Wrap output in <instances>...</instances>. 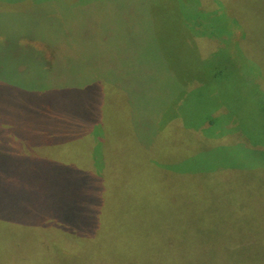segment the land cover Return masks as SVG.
<instances>
[{
  "label": "rangeland",
  "instance_id": "1",
  "mask_svg": "<svg viewBox=\"0 0 264 264\" xmlns=\"http://www.w3.org/2000/svg\"><path fill=\"white\" fill-rule=\"evenodd\" d=\"M0 143V264H264V0H0Z\"/></svg>",
  "mask_w": 264,
  "mask_h": 264
},
{
  "label": "trees",
  "instance_id": "2",
  "mask_svg": "<svg viewBox=\"0 0 264 264\" xmlns=\"http://www.w3.org/2000/svg\"><path fill=\"white\" fill-rule=\"evenodd\" d=\"M41 143L43 145H47L48 141L45 140V138H43V141H41ZM10 154L12 157L11 159L12 161L8 159H4L3 161L7 165V170L5 174L0 172V192L7 193V196L4 200L1 199L0 197V230L3 229L6 234V236L0 238V243H3L2 246L19 241L18 235L20 236V234L23 233L21 229L24 226L32 225V227H37L39 222H43L41 221V219L44 218L38 216L39 210L38 207H36V205H38L41 208L43 204V209H45L46 207V203L43 201H42L43 203L40 202L38 200V197L34 195V193L32 192V190L35 187L33 186L34 180L32 176H30L31 177L30 182L25 183L23 180H21L20 184L18 183L19 181L18 171H17L18 164L16 163V161L18 160L17 151L14 148H12L10 150ZM20 165L24 166L23 164ZM40 176L41 175H39V181H40ZM22 186H25L26 188L31 187V189L24 193L22 192L20 193L24 195V199H25L24 203L27 202L28 204L19 212L18 214L19 217L17 218L14 215H12L10 209L5 207L2 203L9 201L10 199H12V196L19 194ZM25 228H29V226Z\"/></svg>",
  "mask_w": 264,
  "mask_h": 264
}]
</instances>
